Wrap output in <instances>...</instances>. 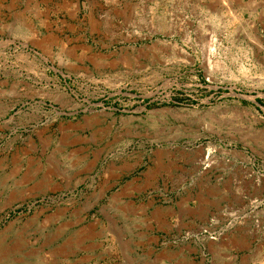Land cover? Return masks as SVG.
Segmentation results:
<instances>
[{"label": "rangeland", "instance_id": "obj_1", "mask_svg": "<svg viewBox=\"0 0 264 264\" xmlns=\"http://www.w3.org/2000/svg\"><path fill=\"white\" fill-rule=\"evenodd\" d=\"M0 264H264V0H0Z\"/></svg>", "mask_w": 264, "mask_h": 264}]
</instances>
